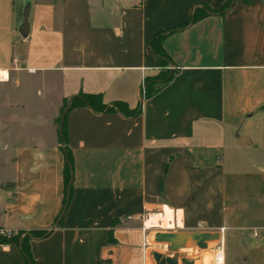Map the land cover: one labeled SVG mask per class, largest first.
Wrapping results in <instances>:
<instances>
[{"label":"crops","instance_id":"crops-1","mask_svg":"<svg viewBox=\"0 0 264 264\" xmlns=\"http://www.w3.org/2000/svg\"><path fill=\"white\" fill-rule=\"evenodd\" d=\"M226 1L0 0V228L49 231L29 240L34 264H154L167 230L217 231L219 264H264V0ZM79 93L140 111L67 112L56 226L57 118ZM227 146L250 164L228 166ZM0 264H25L19 242L0 243Z\"/></svg>","mask_w":264,"mask_h":264},{"label":"trees","instance_id":"trees-1","mask_svg":"<svg viewBox=\"0 0 264 264\" xmlns=\"http://www.w3.org/2000/svg\"><path fill=\"white\" fill-rule=\"evenodd\" d=\"M244 2H247V0H243ZM232 3V0H227L225 5L220 10L221 12L225 9H227L230 4ZM199 18L197 11H195L192 15L191 21H195ZM183 27V26H182ZM163 35L158 33L157 35L153 36L149 41V48L152 50V52L160 59V62L162 66H165L166 63H168V58L162 48L161 41ZM170 74L168 73V70L163 68L161 73L155 78L153 81L158 82L160 85L166 83L170 79ZM150 81V80H149ZM148 81V82H149ZM149 85V84H148ZM156 91V88L153 86L152 92L154 93ZM151 93V91L149 92ZM146 91V95L149 94ZM150 95V94H149ZM68 106V109L62 116V126L59 132L60 141L62 143V150L64 152V165L62 168V178H63V186H64V199H63V206L62 211L59 213L58 217L55 220V225L60 224V217L62 212L64 211L65 207L68 205V201L72 192V180H73V158L71 155V151L67 144V131H66V114L67 112L73 108V107H79V106H89L94 111L97 112H103V111H119L121 114L126 116H134L139 113L140 107L131 110L127 107V105L124 102L116 101L112 104V106H106L102 102L101 94H81L79 93L76 96H73L70 98L69 102H64L62 108L60 109V115L62 114L63 110ZM59 115V116H60ZM60 117L57 118V123L59 125ZM21 232H18L17 235L11 237V238H0V243H6V242H19L22 255L24 256L25 264H34L33 259L30 253L29 249V240L30 239H39L43 238L46 235H48L49 231H43V230H33L28 233H25L24 236L21 238L20 241H18V237L20 236Z\"/></svg>","mask_w":264,"mask_h":264},{"label":"water","instance_id":"water-1","mask_svg":"<svg viewBox=\"0 0 264 264\" xmlns=\"http://www.w3.org/2000/svg\"><path fill=\"white\" fill-rule=\"evenodd\" d=\"M28 3H26L23 11V25L27 26ZM23 28V27H22ZM68 109V106L60 115L59 132L62 126V116ZM220 239V234L217 231H158L154 234V241L167 246L170 255H163L160 252L153 251L152 257L156 264H177L178 255L175 253L181 248H186L189 245L204 249L209 242H217Z\"/></svg>","mask_w":264,"mask_h":264},{"label":"rangeland","instance_id":"rangeland-1","mask_svg":"<svg viewBox=\"0 0 264 264\" xmlns=\"http://www.w3.org/2000/svg\"><path fill=\"white\" fill-rule=\"evenodd\" d=\"M66 102V101H65ZM60 117V116H58ZM60 123V122H59ZM227 152V164L230 167H240L243 165H247L250 163L245 162V160H248L250 155L249 152H242V150L237 149L238 154L234 153V151H232L231 148H229V146H227L226 149ZM151 242L153 243V251H157L160 253H168V249L167 246L164 247V244H159L156 243L154 241V237L153 239H151ZM217 246V242H210L209 246H207L204 249H199L198 247H194L193 245H189L186 248H184L183 250H181L180 252L183 254H186L187 252H191L192 254H194L193 258H189L187 260H185V264H203L205 262H207L208 264H212V260H211V256L215 255L218 250L216 249ZM189 247L194 248V250H187L189 249ZM204 257L208 258L205 259ZM154 264H156L154 262Z\"/></svg>","mask_w":264,"mask_h":264},{"label":"bare ground","instance_id":"bare-ground-1","mask_svg":"<svg viewBox=\"0 0 264 264\" xmlns=\"http://www.w3.org/2000/svg\"><path fill=\"white\" fill-rule=\"evenodd\" d=\"M157 221H158V216H156V215H150L149 218L146 221V224L147 225L156 224ZM187 250H194V248L189 247V249H187ZM204 258L205 259H208L206 257H204ZM211 260H212V262H214V264L221 263L222 260H223V254H222V252L218 251L215 255L211 256ZM203 264H208V263L205 262Z\"/></svg>","mask_w":264,"mask_h":264},{"label":"built area","instance_id":"built-area-1","mask_svg":"<svg viewBox=\"0 0 264 264\" xmlns=\"http://www.w3.org/2000/svg\"><path fill=\"white\" fill-rule=\"evenodd\" d=\"M146 217L149 218L150 214L146 213ZM16 232H13L12 230H8L5 228H0V238H7L10 237L12 235H14ZM222 242L221 241H217V246L216 249L220 252H222Z\"/></svg>","mask_w":264,"mask_h":264}]
</instances>
